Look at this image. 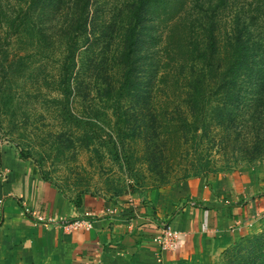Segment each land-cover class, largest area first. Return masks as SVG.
<instances>
[{"label":"trees","instance_id":"16d2710c","mask_svg":"<svg viewBox=\"0 0 264 264\" xmlns=\"http://www.w3.org/2000/svg\"><path fill=\"white\" fill-rule=\"evenodd\" d=\"M123 1L119 49L105 92L114 121L113 147L125 168L138 176L137 168L145 166L159 177H172L169 160L156 161L155 157L187 154L188 144L194 162L181 177L230 168L223 165L215 170L213 160L202 164L200 159L214 148L229 150L233 143V150L248 157L246 162L263 160L264 0H249L244 5L240 0ZM96 8L94 0H24L16 7L0 0V30L3 26L10 30L19 20L15 31L22 34L46 12L47 33L60 29L63 50L54 73L47 77V95L60 113L70 117H74L72 102L80 88L77 53L92 22L94 27ZM66 16L71 17L68 29L54 26ZM146 28L149 32L161 30L163 43L156 54L141 58L147 60L148 70L154 68L149 73L138 70L140 29ZM50 39L59 42L56 33ZM152 41L155 47L160 39ZM161 84L170 85L172 91L177 87L180 102L163 101L170 97L157 95ZM2 85L0 82V93L10 89H2ZM2 109L0 106V119ZM83 198L90 202L94 197ZM83 198L77 199V206ZM240 252L226 250L229 264H264V245Z\"/></svg>","mask_w":264,"mask_h":264},{"label":"rangeland","instance_id":"374dc122","mask_svg":"<svg viewBox=\"0 0 264 264\" xmlns=\"http://www.w3.org/2000/svg\"><path fill=\"white\" fill-rule=\"evenodd\" d=\"M2 1L6 6L16 7L24 0ZM94 2L97 5L96 10L99 8L97 19L94 27L93 22L91 23L88 37L81 39L77 53V68L80 73L77 86L80 88L76 89L78 91L72 102L74 117L60 113L47 95V77L54 73L64 43L59 28L47 33V12L36 17L29 29L22 34L15 31V27L21 22L19 20L12 28L11 24H7L10 30L4 26L0 30V78L2 77L0 82L3 84L2 89L10 87L5 93H0V106L4 109V115L0 119V264H5V261L9 263L12 259L17 261L14 251H18L21 246L19 245L21 230H18L20 227H16L17 225L22 223L33 226L43 223L29 218L30 212L26 211L28 205L26 207L22 204L23 200L11 201L9 197H3L6 180L9 176L19 175L16 164L13 165L14 172H8L7 164L11 166L16 160L23 161L22 170L30 172V177H34L33 180H39L42 185L53 187L65 201L73 205H77L79 197L92 195L99 198L104 207L147 206L153 209L160 202L162 207H167L176 186L189 178L207 179L264 166V159L255 163H250L248 160L246 162L248 157L233 150V143L229 150L214 148L201 156L200 163L205 164L213 160L211 166H216L215 170L223 165H231L228 169H221L222 171L181 177L183 170L194 162L189 144L186 146L187 154L172 153L173 157L177 156L176 159L171 155L163 158L155 157L156 161L169 160L173 165L170 174L172 177H159L145 166L137 168L140 171L138 176L125 168L124 162L116 155L113 147L114 121L107 108L105 92L119 49V27L122 20L119 10L124 1L94 0ZM248 2L249 0H240L242 5ZM70 18V16L60 17L59 21L54 25L56 19L52 25L57 27L62 25L68 29L71 24ZM140 30L137 46L140 58L138 70L142 71L143 68V71L149 73L154 71V68L148 70L145 66L148 65L147 60L141 58H146L147 53L154 55L162 49V31L154 29L149 32L148 28ZM53 33L59 36V42L50 39ZM154 37L160 39L155 47L153 46L155 41H152ZM150 63H155V60ZM145 74L143 72V75ZM173 89L174 91L171 90L170 85L161 84L157 95L161 99L164 96L170 97L163 101L180 102L181 91L176 90L177 87ZM5 100H7L6 105L3 104ZM138 147L142 149L141 145ZM173 147L174 145H171V148ZM239 147L242 146L238 145ZM137 164L140 165L138 162ZM15 207L18 208V212ZM12 210L18 215L10 212ZM19 212L23 215H19ZM172 216L171 211L167 212L166 209L159 219L161 228L172 226L170 223ZM65 225L67 226L68 223ZM14 231L19 236H16L15 247L11 248L10 237ZM257 244L264 245V217L260 219L257 230L234 241L210 262L198 260V263L174 264H229L226 250L234 248L244 254ZM157 261L159 264H167L160 259Z\"/></svg>","mask_w":264,"mask_h":264},{"label":"crops","instance_id":"0c3cea01","mask_svg":"<svg viewBox=\"0 0 264 264\" xmlns=\"http://www.w3.org/2000/svg\"><path fill=\"white\" fill-rule=\"evenodd\" d=\"M15 162L7 164L8 172H14L16 164L19 175L6 180L3 197L23 200L29 218L43 223L16 226L20 236L14 231L10 238L12 248L19 236L21 246L14 251L17 261L5 264L210 262L234 241L257 230L264 217V166L207 179L189 178L176 186L167 207L160 202L153 209L104 207L96 197L73 205L53 187L33 180L30 172L22 170L23 161ZM166 209L173 214L170 223L179 235L176 249L169 252L157 243L159 219ZM15 210L10 212L18 215ZM77 221H89L92 226L77 227Z\"/></svg>","mask_w":264,"mask_h":264},{"label":"built area","instance_id":"2783aa9c","mask_svg":"<svg viewBox=\"0 0 264 264\" xmlns=\"http://www.w3.org/2000/svg\"><path fill=\"white\" fill-rule=\"evenodd\" d=\"M75 226L90 229L92 223L89 221H77ZM178 231L172 226H167V228L160 229L159 236L157 237V243L160 249L164 252H169L175 250L178 242Z\"/></svg>","mask_w":264,"mask_h":264}]
</instances>
